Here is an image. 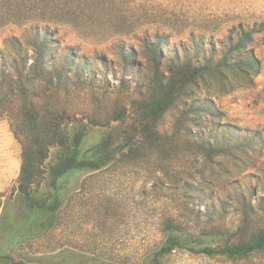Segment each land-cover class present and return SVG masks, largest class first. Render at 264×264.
I'll list each match as a JSON object with an SVG mask.
<instances>
[{"label":"rangeland","instance_id":"obj_1","mask_svg":"<svg viewBox=\"0 0 264 264\" xmlns=\"http://www.w3.org/2000/svg\"><path fill=\"white\" fill-rule=\"evenodd\" d=\"M58 1L0 0L3 203L18 185L22 164L12 104L26 92L60 108L65 121L96 130L121 123L133 133L139 121L134 104L147 92L153 69L147 44L157 36L167 69L178 57L196 64L220 57L238 33L252 31L249 48L261 68L248 80L238 77L233 88L203 80L193 86L190 98L163 121L172 132L182 109L193 112L189 134L179 136L171 156L116 161L79 177L57 227L25 251L42 255L69 247L110 263L138 264L163 240L170 216L191 233L218 234L221 243L263 228L264 0H112L80 20L56 11ZM42 37L51 45L45 53ZM164 264H264V251L232 259L176 250Z\"/></svg>","mask_w":264,"mask_h":264},{"label":"trees","instance_id":"obj_2","mask_svg":"<svg viewBox=\"0 0 264 264\" xmlns=\"http://www.w3.org/2000/svg\"><path fill=\"white\" fill-rule=\"evenodd\" d=\"M108 2L112 0H59L56 11L72 20L92 18L96 7L102 8ZM156 39L147 44L153 69L147 92L134 104L139 121L130 128L133 133L122 130L121 123L112 129L96 130L88 123L65 121L60 108L43 104L27 92L12 104L23 152L18 185L4 203L0 200V264H116L69 247L42 255H31L25 247L57 227L59 212L68 195L78 189L75 182L79 177L116 161L145 162L151 157L163 161L171 156L179 136H188L193 112L182 109L173 119L172 132L163 121L190 98L188 92L193 86L203 80L233 88L238 77L248 80L261 68L260 60L249 48L253 32L245 29L220 57L211 55L199 64L178 57L167 69L163 68L164 41L162 36ZM40 44L44 53L51 47L48 37L40 38ZM164 225L163 240L138 264H164L176 250L232 259L264 251V227L243 232L233 243H221L218 234L189 232L175 216L168 217Z\"/></svg>","mask_w":264,"mask_h":264}]
</instances>
